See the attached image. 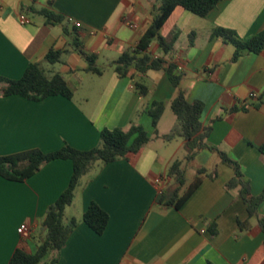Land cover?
Returning <instances> with one entry per match:
<instances>
[{"label":"crops","instance_id":"0c3cea01","mask_svg":"<svg viewBox=\"0 0 264 264\" xmlns=\"http://www.w3.org/2000/svg\"><path fill=\"white\" fill-rule=\"evenodd\" d=\"M157 4L158 0H0V76L18 79L29 63L45 67L50 48L62 49L60 60L48 70L60 72L72 90L71 98L51 95L41 100L0 94V156L34 148L47 153L65 144L91 149L104 128L140 125L150 136L138 152L97 162L82 176L64 210L77 225L60 249L58 264H250L264 240L257 217L249 218L237 191L224 186L233 169L207 148L190 162L197 166L196 175L190 181L186 177L181 193L193 180L199 179V184L189 197L178 208L157 200L159 188L161 193L170 191L166 171L184 147L180 137L169 141L160 137L174 124L173 115L169 130H160L178 88L164 70L138 73L130 68L119 76L108 65L136 45ZM42 7L62 16L63 22L46 23L37 12ZM20 13L28 23L19 22ZM215 27L232 29L242 37L257 33L264 28V0H221L204 16L176 6L160 28L172 42L167 60L182 76L185 97L204 104L202 125L212 127L207 142L239 163L251 193L258 194L264 188V158L257 148L264 144V104L250 103L264 94V48L258 53L243 50L232 60L233 44L213 35ZM75 34L86 52L97 55L96 62L101 56L107 60L110 70L104 68L101 74L86 70V60L73 47ZM147 51L161 54L155 40ZM139 77L148 86L144 96L133 86ZM250 92H256V98H250ZM153 101L164 104L156 128L148 113ZM242 104L246 110L228 111ZM173 140L176 146L170 149ZM198 168L204 171L197 173ZM72 170L70 159H54L21 181L0 175V264H8L17 247L35 252L33 236L39 234L46 208L68 186ZM157 176L162 177L161 184L155 183ZM91 201L109 214L102 234L82 221ZM263 214L264 202L258 208V216ZM238 221L246 226L240 229ZM21 223L31 227L27 238L17 232ZM211 223L215 233L210 232ZM39 264H48L47 258Z\"/></svg>","mask_w":264,"mask_h":264},{"label":"trees","instance_id":"16d2710c","mask_svg":"<svg viewBox=\"0 0 264 264\" xmlns=\"http://www.w3.org/2000/svg\"><path fill=\"white\" fill-rule=\"evenodd\" d=\"M219 1L221 0H158V4L152 8V21L136 45L124 49L108 65L119 76L126 75L130 68L138 73H145L148 70H164L172 85L178 88L176 96L170 101V109L175 116L174 124L168 133L160 137L165 141L175 137L182 138L186 154L183 159H174L168 166L166 176L171 180L170 191L160 193L157 200L178 208L189 197L198 186L199 179L193 180L181 193V189L186 183L185 168L201 149L207 148L210 151L217 152L220 160L233 169L232 177L225 182L224 186L227 190L237 191L238 197L246 205L248 217H257V224L264 233V214L258 216V208L264 202V188L260 193L252 194L249 180L245 178L239 163L217 146L207 142L212 127L210 123L202 125L201 114L204 104L199 100L188 101L185 97L184 91L180 88L182 76L176 72L175 64L167 60L172 50V42L160 34L161 26L176 6H181L198 16H204ZM37 12L44 16L46 23L63 22L62 16L47 8H39ZM63 31L66 32L67 28L64 27ZM212 34L220 36L233 44L235 50L232 60H235L243 50L258 53L264 48V28L246 37L239 36L234 30L224 27H215ZM153 40L158 43L161 50V54L158 56H154L147 51ZM73 47L86 60L87 71L96 74L103 72L105 67L98 66L96 62L97 55L86 52L81 47L76 34ZM63 51L62 49L50 48L44 56V61L46 64L51 65L58 62ZM0 83L1 95L17 94L32 100H41L51 95L72 97V90L68 86L65 77L58 71L46 69L39 62L29 63L18 79L0 76ZM133 86L142 96L148 92V86L141 77L133 79ZM261 103L264 104V94L258 100L252 101L250 105L257 107ZM246 108L247 105L242 104L241 106L231 107L228 111L236 112L246 110ZM163 109L164 104L161 101H153L148 109L154 128H156ZM149 140L150 136L140 125H132L127 130L104 128L100 131L98 145L91 149L80 150L65 144L60 149L47 153L34 148L0 156V175L16 181L30 177L39 169L41 164L54 159H70L73 166L68 186L46 208L39 224V234L33 236L36 244L35 252L28 253L17 247L8 264H39L44 258H47L48 264H58L60 249L77 225V219L75 217L66 218L64 210L71 204L74 190L82 176L97 162L107 163L138 152ZM257 148L264 158V144L259 145ZM203 171V168L197 169V173ZM214 175L215 172L209 174L210 177ZM81 218L93 231L102 234L107 226L109 214L95 201H91ZM238 225L242 229L246 226V223L238 221ZM210 232H216L214 223L210 224ZM261 260H264V240L249 262L253 264ZM206 264L212 263L207 261Z\"/></svg>","mask_w":264,"mask_h":264},{"label":"rangeland","instance_id":"374dc122","mask_svg":"<svg viewBox=\"0 0 264 264\" xmlns=\"http://www.w3.org/2000/svg\"><path fill=\"white\" fill-rule=\"evenodd\" d=\"M106 59H104L102 56L99 58V60L97 61V64L99 67L103 66L106 69L110 70L109 67L106 64ZM53 65V64H52ZM51 64H46L45 68L46 69H50ZM75 99H79L78 96H75ZM171 120H173V113L171 112V110L169 108L166 109L165 115H164V119L161 123V131H168L170 128V124ZM169 125V126H168ZM170 145V149H173L176 146V141H171L169 143ZM185 154V148L184 147H180L177 152L174 155L175 159H183V156ZM196 165L195 163H189L188 166L185 168V175L188 178V180H192L193 177L196 175L195 169H196ZM170 188V187H169ZM264 264V263H262Z\"/></svg>","mask_w":264,"mask_h":264},{"label":"built area","instance_id":"2783aa9c","mask_svg":"<svg viewBox=\"0 0 264 264\" xmlns=\"http://www.w3.org/2000/svg\"><path fill=\"white\" fill-rule=\"evenodd\" d=\"M18 20H19V22L21 24H26V23L29 22L28 18L23 13H20L18 15ZM73 24L75 26H80V22H77V21H74V20H73ZM128 25L130 27H135L136 26V24L134 22H128ZM256 96H257V93L256 92H250L249 93V97L250 98H256ZM154 181H155L156 184H161L163 180H162V177L157 176L154 179ZM158 193H161V188H159ZM17 232H18V234H19V236L21 238H27L31 234V227L28 224H26V223H21L17 227ZM127 264H130V263H127Z\"/></svg>","mask_w":264,"mask_h":264}]
</instances>
